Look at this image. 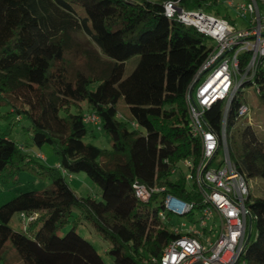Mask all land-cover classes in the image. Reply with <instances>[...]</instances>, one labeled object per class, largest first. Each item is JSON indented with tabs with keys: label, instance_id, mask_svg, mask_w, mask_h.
<instances>
[{
	"label": "trees",
	"instance_id": "1",
	"mask_svg": "<svg viewBox=\"0 0 264 264\" xmlns=\"http://www.w3.org/2000/svg\"><path fill=\"white\" fill-rule=\"evenodd\" d=\"M164 2L0 0V118H26L33 146L49 144L58 156L57 167L45 166L27 146L0 133L2 187H14L25 173L52 181L0 203V264H5L8 242L23 264H106L78 232L82 222L108 242L107 254L115 264H144L159 258L180 236L172 231V215L166 221L159 216L167 194L200 210L201 197L179 165L185 159L197 165L201 157V141L189 127L186 94L208 55L209 39L169 19ZM217 4L181 0L179 6L207 12ZM78 32L88 35L95 48L78 42ZM134 56H140L139 62L125 76ZM76 57L84 62L76 64ZM248 60L247 53L241 56V71ZM247 84L258 86L264 110L263 67L236 92L226 119V146L230 161L247 180H264V130L250 119L237 122ZM82 103L87 113L98 116L99 125H90L109 136L111 150L83 140L90 130ZM222 116L219 103L206 119L220 131ZM81 172L101 189V199L79 196L70 187L66 175ZM134 184L163 190L144 201ZM246 206L255 238L251 231L241 262L264 264V198L251 200L250 194ZM76 208L80 213L72 221ZM16 213L34 216L23 232L10 226Z\"/></svg>",
	"mask_w": 264,
	"mask_h": 264
},
{
	"label": "built area",
	"instance_id": "2",
	"mask_svg": "<svg viewBox=\"0 0 264 264\" xmlns=\"http://www.w3.org/2000/svg\"><path fill=\"white\" fill-rule=\"evenodd\" d=\"M180 1L165 0L164 14L196 28L212 41L186 94L189 127L192 136L201 141V157L197 165L191 159L182 161L188 170L185 180L195 186L203 205L195 213V203L167 194L159 213L161 220L166 221L168 215L190 216L189 226L186 222H182V229L173 226L172 231L180 236L166 245L159 258L151 257L144 264H239L251 232L252 217L246 206L251 189L250 180L229 159L226 119L237 90L264 67V0H227L241 18L250 17V26L245 29H237L231 20L203 10H185L179 6ZM245 53L249 60L241 71V56ZM219 103H223L220 131L206 119L207 112ZM249 114L248 104L239 106L238 119ZM84 121L95 126L100 123L93 113H85ZM37 156L44 158L40 153ZM214 162L218 167H212ZM133 187L144 201L152 192L163 190H149L140 184ZM21 217L29 221L34 218ZM215 219L219 221L218 230L209 224Z\"/></svg>",
	"mask_w": 264,
	"mask_h": 264
},
{
	"label": "rangeland",
	"instance_id": "3",
	"mask_svg": "<svg viewBox=\"0 0 264 264\" xmlns=\"http://www.w3.org/2000/svg\"><path fill=\"white\" fill-rule=\"evenodd\" d=\"M234 1H241V0H234ZM207 12L211 14L218 15L220 17L227 16L232 20L237 27V29H245L250 26V17L241 18L237 11L234 8H231L227 5V0H218V4L215 6L210 7ZM75 39L80 42L85 48H95L93 43L91 42L88 35L82 32H78L75 35ZM211 40L208 41V44H211ZM140 59V56H134L126 63V70L125 76L129 75L133 69L136 67ZM84 62L83 57H76L75 63L81 64ZM260 91L256 84L245 85L242 88V96L240 98V106L243 104H248L250 107V114L249 116L240 117L238 119V124L243 122H249L251 118L254 127L258 130H264V121L262 119L264 110L260 105ZM82 108L84 113L89 112L86 103H82ZM6 108H1V112L4 114ZM30 122L23 118L21 121H17L16 117L13 116L12 119L6 120L4 118H0V133L8 134L11 138H13L18 144H22L29 148L28 153L34 156L35 160L39 163L50 166V167H57L58 166V156L55 153L53 146L49 144L43 145L41 148L33 146L32 141V134L28 131L30 127ZM88 129L90 132L84 137V141L86 143L94 144L101 149L111 150V141L109 136L104 133L100 126L94 127L93 125L88 124ZM38 153L44 155V158H40L37 156ZM220 156L223 155V151L221 150L219 153ZM219 156V157H220ZM184 173L187 175L188 170H186L182 163L179 165ZM212 167H218L216 162L213 163ZM67 181L70 187L76 192L79 196H92L96 199H101V189L84 173H77V174H67ZM52 184L50 179H40L32 174H22L19 176L18 181L15 186L11 187H2L0 185V203L5 202L8 200L7 198H12L13 196L21 193L27 192L30 190H40L46 188ZM250 186V193H251V200L264 198V180L263 179H252L249 182ZM195 213L199 212V210L195 209ZM80 210L74 209L73 211V218L72 221L79 215ZM189 218L190 216H175L172 218L173 226L182 229L181 224L182 222H186L189 226ZM32 220V219H31ZM27 222L29 220L21 218L19 213H16L10 221V226L15 229L16 231L23 232L27 226ZM209 224L216 225L215 229H219V221L217 219L212 220ZM251 238H255V226L254 224L251 227ZM71 229V225L69 224L67 227L63 229L61 232L62 235L66 234ZM78 232L89 242H91L94 247L97 249L99 254L102 256L104 262L106 264H115L113 259L107 254V249L109 247L108 242L103 239L100 235L96 234L92 228V225L88 222H82L77 225ZM4 264V263H1ZM5 264H23V262L18 258L17 253L13 247L11 242H8L5 247ZM239 264H242L240 262Z\"/></svg>",
	"mask_w": 264,
	"mask_h": 264
},
{
	"label": "water",
	"instance_id": "4",
	"mask_svg": "<svg viewBox=\"0 0 264 264\" xmlns=\"http://www.w3.org/2000/svg\"><path fill=\"white\" fill-rule=\"evenodd\" d=\"M193 86H194V84L191 86L190 92H192ZM249 224H250V227H251V219H250ZM250 233H251V232L249 231L248 236H247V242H248L249 239H250Z\"/></svg>",
	"mask_w": 264,
	"mask_h": 264
},
{
	"label": "crops",
	"instance_id": "5",
	"mask_svg": "<svg viewBox=\"0 0 264 264\" xmlns=\"http://www.w3.org/2000/svg\"><path fill=\"white\" fill-rule=\"evenodd\" d=\"M29 150V149H28ZM41 154V153H40ZM7 199H10V198H7Z\"/></svg>",
	"mask_w": 264,
	"mask_h": 264
}]
</instances>
